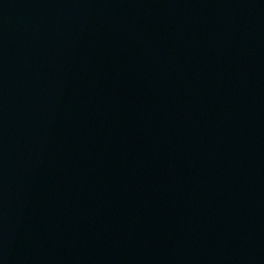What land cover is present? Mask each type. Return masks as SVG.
Instances as JSON below:
<instances>
[{"label":"water","instance_id":"95a60500","mask_svg":"<svg viewBox=\"0 0 264 264\" xmlns=\"http://www.w3.org/2000/svg\"><path fill=\"white\" fill-rule=\"evenodd\" d=\"M0 264H264V0H0Z\"/></svg>","mask_w":264,"mask_h":264}]
</instances>
